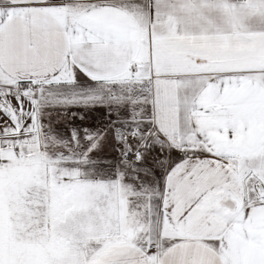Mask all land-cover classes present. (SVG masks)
<instances>
[{
    "label": "snow or ice",
    "instance_id": "1",
    "mask_svg": "<svg viewBox=\"0 0 264 264\" xmlns=\"http://www.w3.org/2000/svg\"><path fill=\"white\" fill-rule=\"evenodd\" d=\"M0 264H264V0H0Z\"/></svg>",
    "mask_w": 264,
    "mask_h": 264
}]
</instances>
